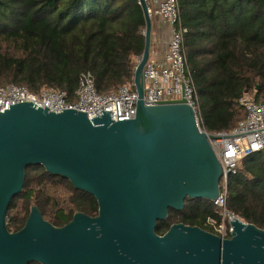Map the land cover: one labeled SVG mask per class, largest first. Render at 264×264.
<instances>
[{
	"label": "water",
	"instance_id": "water-1",
	"mask_svg": "<svg viewBox=\"0 0 264 264\" xmlns=\"http://www.w3.org/2000/svg\"><path fill=\"white\" fill-rule=\"evenodd\" d=\"M138 2L146 29L134 118L115 121L112 110L92 118L78 109L56 113L32 102L0 112V264H264V229L238 217L229 237L182 222L157 232L187 199L214 202L223 169L193 105H145L153 21L146 0ZM35 165L92 194L98 214L79 211L55 226L33 205L25 225L11 232L8 209Z\"/></svg>",
	"mask_w": 264,
	"mask_h": 264
},
{
	"label": "trees",
	"instance_id": "trees-1",
	"mask_svg": "<svg viewBox=\"0 0 264 264\" xmlns=\"http://www.w3.org/2000/svg\"><path fill=\"white\" fill-rule=\"evenodd\" d=\"M178 1L200 122L208 132L230 131L246 118L242 96L254 92L264 103V0ZM145 29L138 0H0V86L74 96L80 75L90 71L100 93L117 92L134 81ZM227 195L232 212L264 229V150L240 160ZM33 205L55 226L79 211L98 214L92 194L41 165L27 169L24 188L10 204L11 232L25 225ZM210 218L220 221L213 201L187 199L181 211L170 210L158 222L157 232L182 222L215 233Z\"/></svg>",
	"mask_w": 264,
	"mask_h": 264
},
{
	"label": "built area",
	"instance_id": "built-area-1",
	"mask_svg": "<svg viewBox=\"0 0 264 264\" xmlns=\"http://www.w3.org/2000/svg\"><path fill=\"white\" fill-rule=\"evenodd\" d=\"M146 2L152 16L158 15L168 22L171 35L162 60L156 62L150 58L144 68V103L147 106H154L164 101L185 99L197 112L199 96L184 50L187 29L181 22L179 1L160 0L156 8L153 7L152 0ZM138 100L139 95L134 81L121 86L117 92L102 94L98 91L90 71L80 75L74 96H70L65 90L44 88L35 92L24 85L0 86V112L10 108L9 105L32 102L42 108L46 106L51 112L56 113L65 109H78L86 112L90 118L102 110H112V119L118 121L135 117ZM239 102L246 111V118L230 131L208 132L201 127L198 118L200 128L209 135V142L223 169L220 194L214 201L220 221L214 218L208 220L215 233L223 237H229L232 228L230 221L236 217L240 218L228 207L229 178L237 172L242 158L264 150V103L249 94L242 96Z\"/></svg>",
	"mask_w": 264,
	"mask_h": 264
},
{
	"label": "crops",
	"instance_id": "crops-1",
	"mask_svg": "<svg viewBox=\"0 0 264 264\" xmlns=\"http://www.w3.org/2000/svg\"><path fill=\"white\" fill-rule=\"evenodd\" d=\"M160 0H152L153 7H157ZM152 44L150 58L159 62L168 49L171 30L167 21L158 15H153Z\"/></svg>",
	"mask_w": 264,
	"mask_h": 264
},
{
	"label": "rangeland",
	"instance_id": "rangeland-1",
	"mask_svg": "<svg viewBox=\"0 0 264 264\" xmlns=\"http://www.w3.org/2000/svg\"><path fill=\"white\" fill-rule=\"evenodd\" d=\"M144 33H145V32H144ZM139 60H140V58L137 59V64H138ZM249 95H250L252 98L255 99V97H254V96H255V93H254V92L249 93ZM198 118H199V117H198ZM199 121H200V119H199ZM201 127H202V124H201ZM64 197L68 198L67 195H64Z\"/></svg>",
	"mask_w": 264,
	"mask_h": 264
}]
</instances>
